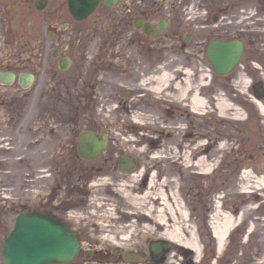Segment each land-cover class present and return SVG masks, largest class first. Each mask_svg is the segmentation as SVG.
<instances>
[{
  "label": "rangeland",
  "instance_id": "1",
  "mask_svg": "<svg viewBox=\"0 0 264 264\" xmlns=\"http://www.w3.org/2000/svg\"><path fill=\"white\" fill-rule=\"evenodd\" d=\"M5 11L11 15L14 14L9 12L8 6ZM95 15L88 18L85 25L89 34L86 31L85 36L81 34V40L75 45L77 64L73 69L65 73L56 69L54 65L48 66L45 63L47 59H43L39 64L43 66L39 69L38 80L30 89L24 90L17 85L0 84V264H4L2 239L13 228L18 213L32 209L53 210V207H57L65 201V160L67 156L76 153L80 131L92 129L107 133L110 140L109 146L124 145L127 152L130 148L125 144H120L118 134L127 137L129 134L127 129H135L141 131L142 134L149 132V129L139 128L141 126L139 123L128 126L130 120L125 117L120 116L121 119L116 120V122L109 118L108 113L101 112L106 110L103 109L104 106L98 100L103 92L99 77L111 67L113 59L110 57V44L107 46L103 43L102 46L101 41L103 38L105 41L106 39L109 41V31L107 30L111 25H105L103 22L100 24ZM31 19L36 20L38 17L31 15ZM17 28L15 24H3L0 26V36L7 35L8 39L11 38L12 40L22 32H19ZM42 30L44 33L53 32L52 28L48 29L47 27H43ZM23 31L26 32L22 33L37 32L32 29L31 25L24 26ZM60 32H65L64 27L60 26ZM11 40L0 38V63L2 66L21 69L22 61L25 65L34 67L35 52H21L17 55L14 48L18 49L19 42ZM186 43L187 41H182L183 47L177 56L178 58L176 57L177 66H180L179 68H193L195 71L194 80L198 83L201 77L199 71L204 70L205 73H208L209 68L212 67L205 54L206 42L202 36L185 45ZM158 47H146L143 43L132 45V49L139 52L140 59H142L143 54L149 57L142 63L145 66L144 69H149V66L154 67L156 58H161L159 56L161 49ZM25 49L29 51L30 48ZM100 56L103 57L101 61H99ZM16 60L19 61V66H14ZM8 65L12 66L8 67ZM233 75V73L215 75L214 83L206 85L207 87L203 88V92L210 98L218 93L227 92L241 108L257 111L256 106L247 99V94L236 89L238 87L237 81L230 79ZM232 80L235 85L232 84ZM207 81L208 77L206 76L204 82ZM64 82H67V89H65ZM151 101L155 102V99L151 97ZM172 105L175 107L174 118L169 117V122H180L183 126H190L192 127L190 128L191 132L197 134L208 130L209 136H206L207 133L204 136L209 138L212 135V140L218 134L228 138L231 147L226 152L219 151L216 142L212 144L213 156L222 160L217 165L216 171L213 172V179L210 182L214 200H224L225 206L234 207L239 203L241 204L242 199H244L247 217L246 229L250 226V219L256 221L257 226L253 233L243 231L241 228L235 230L228 240L226 255L224 258H219L221 256L218 257L216 254L217 238L213 241V234L206 225L200 231L207 247L206 260L203 263L197 262L193 252L182 249L176 251V244L172 243L171 250L175 249L174 252H177L179 257L175 263L187 264L193 258L194 261L191 264H264V188H253L251 192L248 191L245 194L240 192L241 186L245 182L243 179L241 180V162L252 165H255L253 163L256 162L255 166L261 168L263 173V159L260 158L262 155L254 151L253 148H250L251 150L240 148L239 140L243 138L241 131L244 123L237 121L232 115L221 120L218 112L214 109H210V115L209 113L207 115L193 114L191 120H187L189 119L186 118L187 114H183L185 109L178 108L176 104ZM111 106L118 108L120 114L125 110V108L121 109V100L112 102ZM104 113L106 114L104 115ZM115 116L118 117V112ZM155 116L162 117L163 113L158 109ZM65 123L68 124L66 128ZM175 128H170L171 134L168 136L173 145L178 144L181 135V132ZM153 132L154 130L150 133ZM159 135L161 134H157L156 137L151 136L153 144L157 142ZM251 139L255 138L252 137ZM134 154L137 156V153ZM251 156L256 157L252 163L250 161ZM137 158L138 164H140L142 158L138 156ZM159 165L161 173L179 178L178 184L181 183L182 195L188 196L190 192L186 194L184 189L187 180L190 183L189 173L179 166L174 167L170 161H162ZM244 168L250 170L251 167L246 165ZM117 170L113 169L112 165L110 173L114 174ZM200 185L202 182H197V190ZM219 196L222 197L219 198ZM214 200L213 203H216L217 200ZM238 201L239 203H237ZM258 202L260 206L254 208L255 203ZM200 222L202 224L201 218ZM151 239L159 238L151 236L149 240L147 238L146 251L149 264H152L150 263L151 253L148 249ZM216 257L219 261L215 260ZM92 258L88 259L85 248H82L71 263L103 264L96 261L111 259L113 254L109 253L108 257L102 260H100V255H92Z\"/></svg>",
  "mask_w": 264,
  "mask_h": 264
},
{
  "label": "flooded vegetation",
  "instance_id": "2",
  "mask_svg": "<svg viewBox=\"0 0 264 264\" xmlns=\"http://www.w3.org/2000/svg\"><path fill=\"white\" fill-rule=\"evenodd\" d=\"M81 4L80 0H0V26L15 24L19 32H26L23 31V27L31 25L32 29L37 31L36 33L21 32L20 35L17 34L12 39L19 42L18 49L14 48L17 55L21 52H35L34 67L27 66L22 61L21 69L3 67L0 63L1 70H9L15 73L16 78L13 84L23 89L18 80L22 72L34 73L37 78L39 69L43 66L39 64L43 59H47L45 63L48 66L54 65L56 69H60V59L71 58L72 64L64 72L73 69L77 64L75 45L81 40V34L85 36L87 19L94 14H96V19L99 20L100 24L103 22L105 25H111L108 30L106 28L109 31V41L107 39L105 41L103 38L102 46L103 43L109 46L110 41L117 37H126L131 40L132 45L143 43L146 47L159 46L161 58H156L154 64L166 66L168 63L169 68L174 69L180 67L175 63L183 47V40L191 43L204 36L206 50L209 42L214 39L222 41L241 40L243 42L242 65L235 68L234 75L230 79L239 82L243 74L251 77L247 99L255 103L257 111L247 109L244 114L242 119L244 126L241 131L243 138H240L239 145L242 150L253 148L254 151L261 154L260 158L263 159L262 166L264 168V111L259 107L260 104L264 105V0H97L95 11L83 20L72 12V8H80ZM7 6L9 12L16 15L7 13L5 11ZM31 15L38 17V19L32 20ZM60 26L64 27L65 32H60ZM43 27L52 28L53 32L44 33ZM148 30L152 33H149ZM0 38L11 40V38L8 39L7 35L0 36ZM25 48L30 49L27 51ZM54 51L59 53V57L53 55ZM102 59L103 57H99V61ZM171 61L174 63L171 64ZM10 66L8 65V67ZM14 66H19L18 60ZM153 69L155 66L152 68L149 66V69H142L140 73L147 75L148 71ZM138 76L136 78L140 79L141 76ZM63 84L67 89V82ZM174 108L173 105L170 106V114L166 116L167 118H174ZM66 127H68L67 123H65ZM192 133L194 136L197 134ZM205 134L209 136L210 133L208 130L201 131L202 139ZM252 137L255 139H251ZM204 139H206L205 144L207 145L204 155L213 153L212 135ZM76 149V153L67 156L65 160V201L57 207H53V212L65 218L69 228L73 230L79 240L80 251L85 248L86 256L89 255V259H93L92 255H101L98 250H105V247L108 249V245L100 247V242L95 241V238H99L103 233L97 230L93 221L85 219L84 216L79 218L78 216L81 215L79 212L87 207L88 198L92 194V191L87 190V187L95 179L108 174L115 176L120 171L123 172L121 157L127 152V149L120 145L108 146L100 157L101 160L97 162L83 158L79 154V148L76 147ZM255 158L254 156L250 157L251 163L254 162ZM253 164L256 165L257 163L254 162ZM112 165L113 169H118L114 174L110 173ZM246 165H250L253 174L264 175L261 168L241 162V180ZM157 166L159 165L157 164ZM150 172L143 179L145 185L148 184ZM200 174L195 173L190 189L191 215L194 218V226L197 232H200L204 226L212 221L215 213L214 196L210 183L213 174L212 172ZM199 181L202 182V185L197 190V182ZM221 204H223L222 208H231L235 212L244 210L246 207L244 199H242L241 204L239 203L234 207L225 206L224 200L221 201ZM243 216L241 229L245 231L247 230L245 214ZM252 220L250 219V221ZM191 261L194 259L192 258Z\"/></svg>",
  "mask_w": 264,
  "mask_h": 264
},
{
  "label": "bare ground",
  "instance_id": "3",
  "mask_svg": "<svg viewBox=\"0 0 264 264\" xmlns=\"http://www.w3.org/2000/svg\"><path fill=\"white\" fill-rule=\"evenodd\" d=\"M138 53L132 50V42L126 37H117L110 41L112 65L99 77L103 92L98 100L106 110L101 112L108 113L110 119L118 121L122 116L130 120L128 126L139 123L141 124L139 128L149 129V132L143 134L135 129H127L129 133L127 137L118 134L120 144L130 148L128 154L137 153V156L142 158V162L133 170H123L115 176L108 174L95 179L87 187V190L92 191L87 207L79 212L81 215L78 217L84 216L85 219L93 221L97 230L103 233L99 238H95V241L100 242V247L109 245L108 251L113 249L118 251L114 256H118L117 260H110L105 264H146L145 259L141 263L121 261L119 252L121 250L126 253L137 252L146 257V241L150 236L170 240L176 244V251L180 249L192 251L196 254L195 259L199 260L203 247L191 215L189 195H182L181 183L178 184L179 178L161 173L157 164L170 161L174 167L185 169L189 173L190 183L187 180L184 191L186 194L188 192L191 194L189 187L192 186L195 173L212 171L220 160L219 157L211 156L213 153L204 155L207 145L201 138V132L194 136L190 130L192 127L183 126L180 122H169L166 116H169L172 104L185 109L183 114H187L186 118H189L187 120H191L193 114L207 115L210 109L216 110L221 120L229 115L239 119L245 112L227 92L218 93L212 98L203 92V88L207 87L204 80L210 75L204 70L199 71L201 77L196 83L193 68L174 69L169 68L168 63L166 66L157 64L155 69L148 71L146 77H142V80L138 79L140 70L145 67L142 63L149 58L143 54L142 60ZM240 79V86L245 90L250 78L244 74ZM139 80L141 83H137ZM143 84L148 88L139 93ZM149 96L153 97L155 102L151 101V97L149 101ZM117 100L122 101L121 109L125 108L121 114L118 108L111 106L112 102ZM263 106L259 105L264 111ZM158 109L164 117L155 116ZM117 112L118 117L115 116ZM171 127H176L175 129L181 132L177 145L169 141ZM152 130L155 133H150ZM110 132L112 133L111 130ZM157 134L161 135L153 144L151 136L156 137ZM215 142L221 152L230 148L228 139L219 134L214 137L211 144ZM149 171H151L149 181L145 185L142 178ZM243 172L245 182L241 189L248 191L264 187V175L257 176L251 169ZM184 200L187 201L186 204ZM220 202L221 200H218L214 205L213 233L217 238L218 253L223 257L227 238L242 216L239 218L229 210L222 209ZM243 212L246 210L244 209ZM251 227L252 233L256 231V222H252ZM106 249L107 247L104 252L103 249L101 250L102 254ZM178 260V253L171 251L168 262L164 264H173ZM192 262L190 259L187 264Z\"/></svg>",
  "mask_w": 264,
  "mask_h": 264
},
{
  "label": "water",
  "instance_id": "4",
  "mask_svg": "<svg viewBox=\"0 0 264 264\" xmlns=\"http://www.w3.org/2000/svg\"><path fill=\"white\" fill-rule=\"evenodd\" d=\"M80 1L81 7L72 8V10L79 18H85L95 10L97 0ZM242 49L240 41L215 40L210 42L207 55L216 71L224 74L231 71L237 64ZM68 64L69 60L65 65L63 60L60 63L63 69ZM14 77L15 75L11 72H0L2 82L11 83ZM33 79V74L29 73H22L20 76L21 83L25 87L29 86ZM79 144L83 155L95 157L107 145V139L92 132H84L80 135ZM127 165L130 166L131 163ZM77 248L78 242L72 231L65 225V221L48 212L29 211L18 215L14 228L4 237L3 261L5 264H66L74 258ZM150 248L154 253V260L159 261L163 260L162 251L169 250V244L152 242Z\"/></svg>",
  "mask_w": 264,
  "mask_h": 264
}]
</instances>
